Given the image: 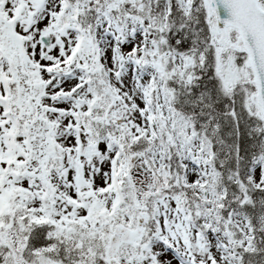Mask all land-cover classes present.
I'll return each instance as SVG.
<instances>
[{
  "label": "snow or ice",
  "instance_id": "6c2138e0",
  "mask_svg": "<svg viewBox=\"0 0 264 264\" xmlns=\"http://www.w3.org/2000/svg\"><path fill=\"white\" fill-rule=\"evenodd\" d=\"M0 264H264V0H0Z\"/></svg>",
  "mask_w": 264,
  "mask_h": 264
},
{
  "label": "water",
  "instance_id": "95a60500",
  "mask_svg": "<svg viewBox=\"0 0 264 264\" xmlns=\"http://www.w3.org/2000/svg\"><path fill=\"white\" fill-rule=\"evenodd\" d=\"M226 15V13H224Z\"/></svg>",
  "mask_w": 264,
  "mask_h": 264
}]
</instances>
